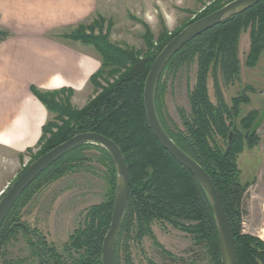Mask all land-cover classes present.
<instances>
[{
	"label": "trees",
	"instance_id": "1",
	"mask_svg": "<svg viewBox=\"0 0 264 264\" xmlns=\"http://www.w3.org/2000/svg\"><path fill=\"white\" fill-rule=\"evenodd\" d=\"M229 1L214 0L183 27ZM98 17L91 24L78 23L73 32L61 33L63 38L81 41L96 50L101 64L89 81L98 93L79 108L71 101L73 88L41 89L32 84L31 91L45 105L48 118L42 127L37 151L29 147L20 153L21 158L29 154L36 159L82 131H97L112 138L120 146L130 174V196L117 240L116 264H135L131 244L141 243L145 234L153 235L152 224L155 221L170 223L191 234L194 242L205 248L207 264H222L213 210L204 189L193 173L159 142L146 114V78L161 49L180 29L174 35L163 29L155 38L151 28L143 22L145 47L136 49L110 41L103 32L100 15ZM249 24L252 42L248 60L253 65L264 48V0L184 45L168 62L158 80L155 105L167 133L212 177L234 235L238 264H264V240L242 233L241 228L240 206L245 186L239 179L236 159V138H242L238 128H235L237 133L232 141H228L230 128H234L231 127L232 121H228L237 115L239 100L247 99L245 96L234 97V107L228 109L224 101L214 104L208 89L209 73L216 72L218 68L225 75L226 82L233 83L239 78L236 41L243 26ZM96 29L99 31L95 32ZM10 35L11 31L0 30V40ZM190 61L197 62V78L190 93L191 113L186 115L183 112L184 124L180 126L167 117L165 86L168 75ZM251 124L248 115L241 121L243 127ZM216 134L227 139L224 148L216 143ZM87 150H94V153L89 154ZM86 159L95 160L105 168L106 198L87 208L82 223L70 235L62 252L41 230L22 220V209L43 186L80 169ZM115 188V164L104 146L84 142L65 152L27 187L1 224L2 264H18L13 259H6V255L9 243L20 233L30 246V256L37 264H103L102 245L112 220ZM164 253L171 255L167 250Z\"/></svg>",
	"mask_w": 264,
	"mask_h": 264
},
{
	"label": "rangeland",
	"instance_id": "2",
	"mask_svg": "<svg viewBox=\"0 0 264 264\" xmlns=\"http://www.w3.org/2000/svg\"><path fill=\"white\" fill-rule=\"evenodd\" d=\"M213 1L99 0V6L93 15L81 22L91 24L100 15L103 32L108 35L110 41L138 49L145 47L143 22L148 24L155 38L163 29L173 32L174 35L187 21L193 19ZM77 24L54 31L53 36L77 44L97 55L92 45L61 36L64 32H73ZM1 29L5 28L0 24ZM98 31L96 29L95 32ZM251 35V25L243 26L236 41L240 61L239 78L233 83L226 82L225 75L218 68L216 72L209 73L208 89L209 97L214 104L219 105L224 101L228 109L234 107L232 104L234 97L245 96L247 99L239 100L237 115H233L228 121V123L232 121L231 127H234L230 128L229 134L233 131L234 137L237 133L235 128H238L239 136L242 137L240 140L236 138L239 179L245 186L240 206L242 233L255 235L264 240V117L257 130L251 133L252 126L264 114V48L256 62L253 65L249 64ZM191 62L169 74L165 86L164 103L167 117L180 126L184 124L183 112L187 115L192 109L190 93L196 82L198 66L196 61ZM97 93L95 86L88 80L83 88L74 89L71 101L74 106L80 108ZM247 115L252 124L243 127L241 121ZM215 141L223 148L227 144V139L219 134L215 135ZM36 146L33 147L35 152L38 149ZM87 153H94V150H87ZM34 160L35 158L29 154L21 158L20 153H8L0 148V197ZM107 188L105 168L95 160L86 159L80 169L43 186L22 209V220L31 227L41 230L48 240L55 243L63 252L70 235L82 223L87 208L103 201ZM152 231L153 235L145 234L141 243L132 242L131 253L135 264L208 263L205 248L201 244H196L192 235L181 228L155 221L152 224ZM164 250L171 255L164 253ZM30 253V246L20 233L9 243L6 259H13L18 264H37ZM2 262L1 259L0 264Z\"/></svg>",
	"mask_w": 264,
	"mask_h": 264
},
{
	"label": "crops",
	"instance_id": "3",
	"mask_svg": "<svg viewBox=\"0 0 264 264\" xmlns=\"http://www.w3.org/2000/svg\"><path fill=\"white\" fill-rule=\"evenodd\" d=\"M99 0H0V148L21 153L37 145L48 111L31 91L83 88L100 66L97 55L53 36L93 15Z\"/></svg>",
	"mask_w": 264,
	"mask_h": 264
},
{
	"label": "water",
	"instance_id": "4",
	"mask_svg": "<svg viewBox=\"0 0 264 264\" xmlns=\"http://www.w3.org/2000/svg\"><path fill=\"white\" fill-rule=\"evenodd\" d=\"M261 0H230L209 14L197 18L183 27L161 49L148 73L144 87V102L149 125L159 142L196 177L204 189L212 206L217 227L222 264H238V255L234 235L218 189L207 170L190 154L183 150L163 127L155 105V90L164 68L171 58L189 41L211 27L242 13ZM264 114L255 122L251 133L255 132L263 120ZM233 131L229 134V143ZM93 142L104 146L111 154L116 168V188L110 227L102 245L103 264H116V245L130 196V174L125 156L120 146L112 138L97 131H82L51 148L37 157L15 179L0 197V226L8 212L27 189V187L56 159L74 146Z\"/></svg>",
	"mask_w": 264,
	"mask_h": 264
}]
</instances>
